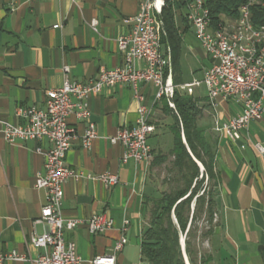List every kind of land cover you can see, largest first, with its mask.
Returning <instances> with one entry per match:
<instances>
[{
    "label": "crops",
    "instance_id": "crops-1",
    "mask_svg": "<svg viewBox=\"0 0 264 264\" xmlns=\"http://www.w3.org/2000/svg\"><path fill=\"white\" fill-rule=\"evenodd\" d=\"M141 1L0 0V119L19 122L15 115L19 106L45 107L46 91L61 86L65 79L85 82L94 78L102 66L121 65L117 39L130 31L129 19L138 12ZM175 18L182 35L181 51L184 36L193 28L188 20L189 26L185 27L180 10H176ZM56 24L59 26L54 27ZM191 36L196 39L193 32ZM197 42L201 46L198 51L207 59L204 75L211 60ZM163 49L170 57L166 43ZM180 51L173 84L200 108L196 127L213 150L216 175L212 231L204 236L197 262L264 264V152L254 146L256 142L264 146V116L243 128L240 138L227 137L218 127L237 116L242 106L220 98L213 103L205 87L197 94L181 90L178 86L185 83ZM138 89L142 99L126 83L105 87L88 97L89 120L96 129L88 148L82 144L88 122L74 114L68 119L75 132L66 154L67 165L84 174L118 175L117 184L110 186L86 177H69L63 185V215L88 219L105 213L114 219V226L100 233H91L86 225L65 232V238L76 243L80 264H94V257L113 253L122 235L127 242L115 252L116 264H151L141 254L143 230L148 223L144 201L155 191L149 180L151 159L122 163L124 148L111 143L110 138L121 127L133 126L138 108L144 104L151 109L150 121L156 127L148 139L153 156L167 154L174 142V117L165 108L167 98L155 99L157 88L152 82L139 83ZM166 135L172 136V142L165 143L162 138ZM49 146L48 141L35 139L11 143L0 134V253L16 251L36 257L42 252L26 243L32 233L48 230L46 224L36 222L46 202L45 190L36 186V177L44 167L38 148ZM4 264L34 263L9 259Z\"/></svg>",
    "mask_w": 264,
    "mask_h": 264
},
{
    "label": "built area",
    "instance_id": "built-area-1",
    "mask_svg": "<svg viewBox=\"0 0 264 264\" xmlns=\"http://www.w3.org/2000/svg\"><path fill=\"white\" fill-rule=\"evenodd\" d=\"M181 1L185 4V15L193 33L211 62L202 79L178 87L186 90L204 85L213 103L220 98L240 104V113L218 127L230 139H238L243 128L264 116V25L257 26L252 22L250 5L255 0L243 4L238 17L224 16L218 21L225 23V31H219L218 35L208 33V8L205 0ZM165 2H140L138 12L129 19L130 31L117 39L123 57L121 65L113 68L102 66L94 78L85 82L65 79L61 86L46 91L45 107L19 106L15 113L19 122L0 119V134L8 142L35 139L50 143L47 149L38 148L44 157V167L36 177V186L44 189L46 194V202L36 222L46 224L48 230L41 234L32 233L26 243L28 247L42 249V252L36 257H27L16 251L0 253V264L9 259H29L34 264H80L81 257L76 243L67 240L65 232L86 225L91 233H100L114 226V219L105 213L93 214L88 219L66 217L62 213L63 185L69 177L93 178L109 186L118 182L115 173L90 175L67 165L66 154L75 132L68 119L74 114L88 122L82 135V144L88 148L96 137L95 125L89 120L87 99L90 95L100 93L105 87L126 83L142 99L138 84L152 82L157 88L156 100L172 99L176 86L166 75L170 58L162 42L164 30L161 13ZM96 22H92L93 27ZM140 63L143 66L138 65ZM150 114L151 109L140 104L136 123L130 127H121L110 138L111 143H119L124 148L122 163H141L153 157L148 139L156 127L150 121ZM254 146L264 152L261 143L256 142ZM125 229L126 225L123 227ZM126 242V237L122 235L116 241L113 253L98 255L92 262L116 264L115 252L120 251Z\"/></svg>",
    "mask_w": 264,
    "mask_h": 264
},
{
    "label": "trees",
    "instance_id": "trees-1",
    "mask_svg": "<svg viewBox=\"0 0 264 264\" xmlns=\"http://www.w3.org/2000/svg\"><path fill=\"white\" fill-rule=\"evenodd\" d=\"M248 0H205L212 22L220 21L224 16L238 17L240 7ZM180 10L181 20L188 28L185 15V4L181 0H166L161 19L164 34L162 42L169 46L173 73L178 68V58L182 35L176 25L175 12ZM252 22L264 25V0H255L250 5ZM169 74V66L166 75ZM176 82V78H174ZM174 107L167 98L165 108L174 117L171 127L174 136L172 149L167 153L155 156L153 164H160L172 159L173 182L175 185L169 190L155 189L154 194L147 196L144 206L149 211L148 223L143 230L141 242L142 257L151 264H185L180 244L181 234H185V251L191 264H198L196 253L191 250L190 237L197 221L206 216L209 228L204 231L206 236L212 231L215 214V200L213 186L216 175L213 169L214 153L201 132L196 127V118L200 113L196 101L175 89L173 97ZM184 131L187 144L193 155L203 164L204 171L188 153L181 131ZM202 174V175H201ZM175 216V218L173 217ZM190 228L187 230L188 224ZM204 259L201 258V263Z\"/></svg>",
    "mask_w": 264,
    "mask_h": 264
},
{
    "label": "rangeland",
    "instance_id": "rangeland-1",
    "mask_svg": "<svg viewBox=\"0 0 264 264\" xmlns=\"http://www.w3.org/2000/svg\"><path fill=\"white\" fill-rule=\"evenodd\" d=\"M193 30L191 29V33ZM191 33L186 34L183 39V45L180 51V69H181V76L184 83L194 81L197 79H202L203 77V68L207 64V59H204L200 51H198V47H201L198 44V40H196ZM204 85L201 86H194L192 88H187L184 91H194L196 94L202 92L204 89ZM206 88V87H205ZM185 93V92H184ZM185 95V94H184ZM172 103L173 100H172ZM174 107V106H171ZM172 136L170 137L166 135L163 136V140L166 141L165 143L172 142ZM154 156L151 158V163L154 160ZM172 159L173 157L170 156L169 159L160 164H151V169L149 172V180L152 183L155 189L159 190H169L171 187L175 185L173 182V171H170L172 167ZM148 218H149V211H148ZM215 217V215H214ZM209 228V223L207 222L206 216L203 215L196 223V228L192 232L190 237L191 242V250L196 253L202 249V241L204 240V231Z\"/></svg>",
    "mask_w": 264,
    "mask_h": 264
},
{
    "label": "water",
    "instance_id": "water-1",
    "mask_svg": "<svg viewBox=\"0 0 264 264\" xmlns=\"http://www.w3.org/2000/svg\"><path fill=\"white\" fill-rule=\"evenodd\" d=\"M170 58V63H169V74H168V79L173 82V71H172V64H171V56L169 57ZM171 106H174V104L171 102ZM181 137H182V140L184 142V144L186 145L187 147V150H188V153L191 155V157L194 159V161L198 164V166L200 167V171L201 173L204 171V166L203 164L193 155L191 149L189 148L188 144H187V141H186V137H185V134H184V131L182 129L181 131ZM202 175V174H201ZM175 218V216H173ZM190 228V223L188 224V227H187V230ZM180 244H181V249H182V255H183V258H184V262L185 264H191L189 259H188V256H187V253L185 251V234H181V237H180Z\"/></svg>",
    "mask_w": 264,
    "mask_h": 264
},
{
    "label": "bare ground",
    "instance_id": "bare-ground-1",
    "mask_svg": "<svg viewBox=\"0 0 264 264\" xmlns=\"http://www.w3.org/2000/svg\"><path fill=\"white\" fill-rule=\"evenodd\" d=\"M206 27H207L208 33L210 35H218L219 31H225V23H217L216 22V24H215L212 22L209 9H208V18L206 20Z\"/></svg>",
    "mask_w": 264,
    "mask_h": 264
}]
</instances>
